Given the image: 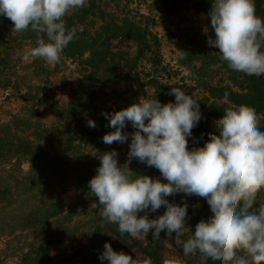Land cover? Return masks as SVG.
I'll return each mask as SVG.
<instances>
[{"label":"rangeland","instance_id":"374dc122","mask_svg":"<svg viewBox=\"0 0 264 264\" xmlns=\"http://www.w3.org/2000/svg\"><path fill=\"white\" fill-rule=\"evenodd\" d=\"M86 10V20L76 26L88 33L84 36L88 43L98 41L101 28L113 23L145 37L140 56L132 37L111 41L114 51H125L136 62L122 74L119 84L91 83L80 58H70L65 51L55 65L42 58L23 61L24 50L36 46L38 38L21 40L12 31L10 19L0 25V140L5 142L0 144V264H85L77 250L89 241L102 251L108 242L114 251H123L143 264L145 258L127 247L132 239L149 248L158 245L161 264H202L195 254L185 256L164 231L158 239L151 232L147 238L122 235L118 225L102 218L103 209L91 208L98 198L90 189L80 195L73 191V180L81 178L88 163L113 149L121 164L127 160L131 137L124 144H105L103 136L114 129L104 113L118 112L142 97L156 98L162 104L174 102L171 87H181L186 94L196 93L201 122H212L207 115L215 101L207 88L224 86L239 92L245 78L232 70L218 48L208 45V38L215 36L205 26L206 16L195 14L190 6L166 16L154 7L153 0H88L87 6L73 13ZM258 118L264 125V113ZM89 120L95 127L88 125ZM123 131L133 133L135 129L128 124ZM16 137L40 145L46 153L44 160H10L6 142ZM129 167L133 178L147 175L166 182L154 167ZM182 197L181 193L167 199L179 204ZM184 202L190 230L191 217L201 209L212 222L198 196L185 197ZM261 204L264 191L258 194L254 208ZM164 211L162 206L149 218Z\"/></svg>","mask_w":264,"mask_h":264},{"label":"clouds","instance_id":"9594fccd","mask_svg":"<svg viewBox=\"0 0 264 264\" xmlns=\"http://www.w3.org/2000/svg\"><path fill=\"white\" fill-rule=\"evenodd\" d=\"M254 3L212 0L209 16L215 38L207 41L237 75L249 80L264 79V26L255 19ZM87 4L88 0H0V16L13 22L17 34L28 30L37 34L36 46L24 50L23 61L42 58L55 65L78 31L66 26L65 17ZM169 95H174V102L142 97L118 112L104 113L114 131L104 135L103 142L124 144L129 137L131 142L123 164L114 149L99 155L100 166L89 181L98 198L91 208L103 209L102 218L118 225L122 235L147 238L151 232L158 239L164 231L185 256L195 254L202 264H264V204L254 208L264 191V130L258 115L226 109L215 121V134H208L210 140L190 150L188 138L202 119L196 93L171 87ZM224 101L230 103L227 92ZM128 124L133 133L123 131ZM88 125L95 127V122L89 120ZM133 159L158 169L166 182L147 175L133 178L129 167ZM181 193L182 203L167 199ZM192 195L201 199L212 221L207 225L201 221L194 232L187 227L184 202ZM162 206L163 215L150 219L149 214ZM99 260L138 264L108 242ZM143 264H152L151 258Z\"/></svg>","mask_w":264,"mask_h":264},{"label":"trees","instance_id":"16d2710c","mask_svg":"<svg viewBox=\"0 0 264 264\" xmlns=\"http://www.w3.org/2000/svg\"><path fill=\"white\" fill-rule=\"evenodd\" d=\"M153 4L157 10L163 12L166 16H175L183 7L190 6L195 14L206 16L205 26L208 31L215 36L214 30L211 28L209 16L212 8V0H153ZM254 9L256 21L264 26V0H255ZM88 12L89 10H86L82 11L81 14L71 13L69 16H66V26L68 28H77V22L79 23L86 20ZM6 20H9V18L0 16V25L3 26ZM101 29L102 31L99 33L98 41L92 40V43H88L86 37H84L88 36V33L85 31L81 32L78 29L76 38L70 42L64 51L66 56L70 58H80L81 64L85 66V69L88 72L87 79L91 83L102 81L104 83L119 84L124 78L122 74L124 72H129L134 68L136 62L135 59H130L127 52L114 51L111 41L120 37H132L140 47V56L145 50V37L138 30L132 31V29H126V27L119 26L115 23L107 24ZM19 36L21 40L24 41L38 38L37 34L32 30L25 31L24 33L19 34ZM226 92L229 94L230 103L224 101V95ZM207 93L215 101L208 108L207 116L212 122L205 123L200 121L198 126L192 130V136L188 138V148L190 150L192 148L203 147L205 143L210 140L208 134H215V121L223 117L226 109H230L233 114H236L240 110L255 112L257 115L264 113V79H245L244 84L241 86V91L239 92L233 91L229 87L209 86L207 88ZM218 102L223 103L218 104ZM122 109L125 108H119L116 110L120 111ZM60 113L61 112H59V114ZM259 126L261 130H264V125ZM4 143V141L0 140V144ZM6 145L8 146L10 160L20 157H28L30 162L40 163L46 156V153L40 145L35 144L28 139L16 137L15 139L6 142ZM130 164L133 167H137L140 164L143 165V163H140L136 159H133ZM99 166V159L91 161L84 168L81 178L73 180V191L77 195L83 194L89 190V181L96 175V170ZM201 221L206 225L209 224L204 209H201L196 215L191 217L192 232L195 231V226ZM45 240H49V237L45 238ZM127 247L136 249L145 259L150 257L152 264H161L158 245L151 244V247L149 248L132 239ZM77 253L81 256L85 264H101L99 256L103 251L92 241H89V243L86 244H81ZM103 264H107V261H104Z\"/></svg>","mask_w":264,"mask_h":264}]
</instances>
